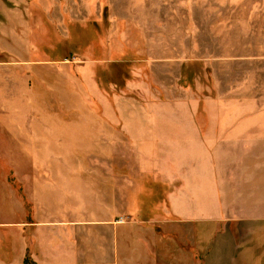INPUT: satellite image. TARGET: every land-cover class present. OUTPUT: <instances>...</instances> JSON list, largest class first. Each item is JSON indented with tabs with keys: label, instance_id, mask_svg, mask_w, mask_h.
I'll return each instance as SVG.
<instances>
[{
	"label": "rangeland",
	"instance_id": "374dc122",
	"mask_svg": "<svg viewBox=\"0 0 264 264\" xmlns=\"http://www.w3.org/2000/svg\"><path fill=\"white\" fill-rule=\"evenodd\" d=\"M0 10V249L8 236L29 233L32 193L42 195L49 182L62 195L40 199L39 214H88L111 202V192L120 209L137 198L138 180L148 177L137 159L148 165L158 149L141 154L120 134L116 140L102 112L118 111L115 127L128 132L149 122L174 126L142 117L183 112L180 100L195 97L199 110H264V0H0ZM25 21L29 44L18 31ZM10 27L23 39H10ZM132 78L138 100L120 92ZM77 173L86 190L64 181ZM96 175L116 179L100 199Z\"/></svg>",
	"mask_w": 264,
	"mask_h": 264
},
{
	"label": "crops",
	"instance_id": "0c3cea01",
	"mask_svg": "<svg viewBox=\"0 0 264 264\" xmlns=\"http://www.w3.org/2000/svg\"><path fill=\"white\" fill-rule=\"evenodd\" d=\"M16 30L10 27L8 37L23 39ZM18 31L29 44V22H22ZM27 44L24 49L33 50ZM180 77L181 73L178 80ZM133 80L120 92L138 100L134 92L140 86ZM140 84L147 85L144 80ZM179 91L189 95L190 88L179 87ZM118 97L120 94H113L115 101ZM180 105L183 112L154 116L147 112L142 117L171 119L174 126L154 127L149 122L128 132L115 127L121 120L118 111L109 116L99 114L116 133V140L120 134L141 154L158 149L157 160L143 161L148 165H140L137 159L140 171L148 175L138 180L137 198L129 200L126 195L127 208L120 209L114 204L116 193L111 192V202H100L88 214L77 209L70 216L56 217L48 212L49 207L46 213L41 207L43 214H39L40 199L48 202L62 195L49 182L42 195L32 193L30 221L25 228L29 233L15 242L10 236L1 241L0 264H25L26 257L35 264H264V110L223 106L210 111L216 104L199 110L198 97L180 100ZM94 177L95 194L100 199L104 185L111 182L112 187L116 179ZM64 181L87 188V178L79 173ZM16 182L25 193L23 184ZM120 217L125 223L118 222Z\"/></svg>",
	"mask_w": 264,
	"mask_h": 264
},
{
	"label": "trees",
	"instance_id": "16d2710c",
	"mask_svg": "<svg viewBox=\"0 0 264 264\" xmlns=\"http://www.w3.org/2000/svg\"><path fill=\"white\" fill-rule=\"evenodd\" d=\"M48 53L51 54L50 51L46 50V51H45V54H48ZM50 56H52V55H50ZM24 263H25V264H35V263L32 262L28 257H26V258L24 259Z\"/></svg>",
	"mask_w": 264,
	"mask_h": 264
},
{
	"label": "built area",
	"instance_id": "2783aa9c",
	"mask_svg": "<svg viewBox=\"0 0 264 264\" xmlns=\"http://www.w3.org/2000/svg\"><path fill=\"white\" fill-rule=\"evenodd\" d=\"M118 222H119V223H125V220H123V219L120 218V219L118 220Z\"/></svg>",
	"mask_w": 264,
	"mask_h": 264
}]
</instances>
